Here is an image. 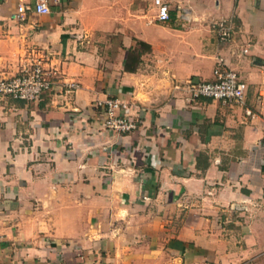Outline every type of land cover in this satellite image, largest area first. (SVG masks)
Instances as JSON below:
<instances>
[{"label":"crops","instance_id":"0c3cea01","mask_svg":"<svg viewBox=\"0 0 264 264\" xmlns=\"http://www.w3.org/2000/svg\"><path fill=\"white\" fill-rule=\"evenodd\" d=\"M36 1L0 0V72L41 49L55 81L39 102L0 97V264H247L263 251L264 0H164V22L155 0ZM221 60L245 103L183 87ZM108 97L140 108L134 131L105 128ZM237 208L250 211L241 231L223 215Z\"/></svg>","mask_w":264,"mask_h":264},{"label":"built area","instance_id":"2783aa9c","mask_svg":"<svg viewBox=\"0 0 264 264\" xmlns=\"http://www.w3.org/2000/svg\"><path fill=\"white\" fill-rule=\"evenodd\" d=\"M158 7V20L167 21L170 18V7L164 0H155ZM38 13L50 11L48 0H37L34 7ZM26 8L19 7V17L24 18ZM223 39L230 36L228 30L222 29ZM53 57L50 51L41 49L31 50L25 57L20 70L6 76L0 72V97L15 101L39 102L44 93L54 88L53 73L48 66ZM67 89L71 90L78 86L74 81L66 83ZM183 87L194 98H211L229 104H243L246 102L248 86L242 80L236 70L229 68L225 62L219 61L214 69V79L210 81L189 79ZM97 107L105 128L117 132H132L138 127L141 119L140 108L121 100L120 98L108 97L99 100ZM248 114L253 115L251 110Z\"/></svg>","mask_w":264,"mask_h":264},{"label":"rangeland","instance_id":"374dc122","mask_svg":"<svg viewBox=\"0 0 264 264\" xmlns=\"http://www.w3.org/2000/svg\"><path fill=\"white\" fill-rule=\"evenodd\" d=\"M136 50H142V51H146L147 50V47H144V46H140L138 45ZM135 50V51H136ZM243 80V79H242ZM224 217H226L227 219H229L230 221H240L241 224H246L245 222V219L249 216L250 218V211L248 209V211L244 208V209H241V208H237V211H234V210H230L228 212H225L223 213ZM236 222H233L230 226V228L228 229H237L239 231H241V228L242 226H239V225H235ZM238 224V223H236ZM234 226H237V227H234ZM249 230H247L248 232ZM263 246V251H259V253H257V256H255V258L251 259L250 258L248 259L249 261L247 262V264H264V244L262 245Z\"/></svg>","mask_w":264,"mask_h":264},{"label":"trees","instance_id":"16d2710c","mask_svg":"<svg viewBox=\"0 0 264 264\" xmlns=\"http://www.w3.org/2000/svg\"><path fill=\"white\" fill-rule=\"evenodd\" d=\"M52 90H53V89H50V90L46 91V92L44 93V95H45L47 92H50V91H52ZM44 95H43V97H44ZM43 97H42V98H43Z\"/></svg>","mask_w":264,"mask_h":264}]
</instances>
